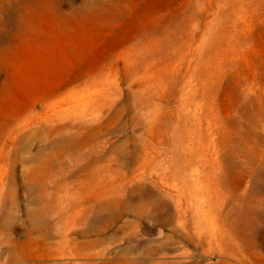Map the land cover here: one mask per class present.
<instances>
[{
	"label": "rangeland",
	"instance_id": "rangeland-1",
	"mask_svg": "<svg viewBox=\"0 0 264 264\" xmlns=\"http://www.w3.org/2000/svg\"><path fill=\"white\" fill-rule=\"evenodd\" d=\"M0 264H264V0H0Z\"/></svg>",
	"mask_w": 264,
	"mask_h": 264
}]
</instances>
